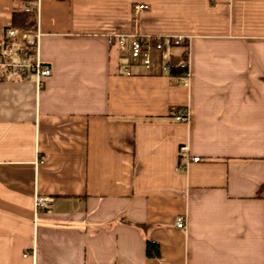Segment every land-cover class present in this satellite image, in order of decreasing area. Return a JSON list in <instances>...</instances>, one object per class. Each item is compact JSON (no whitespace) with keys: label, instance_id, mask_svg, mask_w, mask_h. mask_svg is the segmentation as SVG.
I'll use <instances>...</instances> for the list:
<instances>
[{"label":"crops","instance_id":"0c3cea01","mask_svg":"<svg viewBox=\"0 0 264 264\" xmlns=\"http://www.w3.org/2000/svg\"><path fill=\"white\" fill-rule=\"evenodd\" d=\"M32 28L52 74L0 80V264H264V0H39ZM132 34L185 37L186 81Z\"/></svg>","mask_w":264,"mask_h":264},{"label":"built area","instance_id":"2783aa9c","mask_svg":"<svg viewBox=\"0 0 264 264\" xmlns=\"http://www.w3.org/2000/svg\"><path fill=\"white\" fill-rule=\"evenodd\" d=\"M22 3V9L29 12L34 9V5L38 6L39 0H19ZM149 5L142 3L137 4L135 9L142 10L148 8ZM40 32L36 28H24L18 26H10L6 29L4 36L0 40V80H32L34 79L38 86L45 84L46 78L52 74V65L44 62L38 55V40ZM186 38L183 36L164 37V36H141L132 34L128 36H119L117 43L119 45L121 55L129 59L135 60L145 66L151 67L153 56L158 54L161 59H169L168 51L176 46L185 43ZM188 67L189 61L182 63ZM171 65L168 62L163 64V70L169 71ZM125 71L130 74L129 68L125 67ZM190 119L188 110L184 109L176 115L177 121L188 122ZM187 146L183 145L180 151L183 153ZM194 161H199L200 157H193ZM40 162L44 161V157H40ZM55 197L36 194L34 198V207L36 210L52 206ZM177 226L186 227V219L180 217L177 220Z\"/></svg>","mask_w":264,"mask_h":264},{"label":"trees","instance_id":"16d2710c","mask_svg":"<svg viewBox=\"0 0 264 264\" xmlns=\"http://www.w3.org/2000/svg\"><path fill=\"white\" fill-rule=\"evenodd\" d=\"M19 5L17 10L13 14V20L11 26H18L24 28H32L36 26L37 23V6L34 5V9L32 11H25L22 9V3L17 0ZM181 46H184L185 49L181 54L179 59V63H172L169 58L167 62L171 65V69L168 71L170 76L173 78H177L180 82H185L188 77V67L183 66L182 63L185 61H189L188 55V43H183ZM181 61V63H180ZM147 254L149 256H160V247L157 243L148 241L147 242Z\"/></svg>","mask_w":264,"mask_h":264}]
</instances>
